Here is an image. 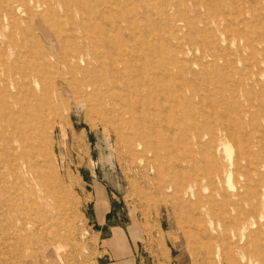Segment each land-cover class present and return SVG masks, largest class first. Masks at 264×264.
<instances>
[{"label":"rangeland","instance_id":"374dc122","mask_svg":"<svg viewBox=\"0 0 264 264\" xmlns=\"http://www.w3.org/2000/svg\"><path fill=\"white\" fill-rule=\"evenodd\" d=\"M224 1L233 4L236 0ZM240 1H246V13H242L241 24L226 22L220 18L212 7L219 0H184L181 11L187 17L189 29L186 26L185 31L173 33L174 38L171 39V33L157 19L158 26L155 29L144 22L145 26L142 24V31L137 32L136 38L132 36L120 40L122 45L138 48L141 45L138 41L145 37L143 33L151 36L147 45L139 49L143 53L162 54L166 65L162 66L164 75L174 74V79L167 83V91L171 92L170 89H173L172 99L183 100L187 94H191L195 102L192 124L193 127L196 125V130L203 131L205 127V120L201 115L203 111H220L222 108L223 117L216 118L210 114L211 126L220 122L231 123L235 133L228 138L227 151L222 146L220 133H216V137L220 138L217 142L219 151L216 153L220 174L215 175L213 157L205 156V148L199 147L197 141L195 151L193 150L195 159L192 158L191 164L194 167L190 171H182L184 182H170V174L179 175L178 170L171 172L161 169L159 173L155 170L146 171L144 162L132 158L125 143L120 141L117 129L112 125L111 114L98 109L96 91L87 87L77 104L76 100L71 101L72 104L75 103L72 110L66 113L62 126L53 131L52 161L38 157L34 171L15 187L25 206L11 211V214L26 217L34 225L21 231L10 244H5V239L13 235V230L19 228V223L14 219L0 223V264H120L116 262V258L105 254L109 251L104 250V247L111 239L107 241L108 234L99 231L102 230L96 224L99 213L107 215V225L116 226L113 238L128 246L127 253H131V258L124 264H225L224 255L217 257L222 246L221 235L214 229L215 221L222 219L239 228L256 205L253 196L245 195L241 198L239 208L226 214L225 210L229 209L227 207L231 200L225 197V192L234 193L244 184L251 185V181L246 183L251 178H261L264 183V174L258 173L245 160L246 157L264 155V35L260 38L256 36L259 31L264 32V3L261 4L263 0H254L256 6L251 7L247 0ZM241 32L244 34H240ZM158 33L163 39L158 38ZM229 33L233 35L230 39L226 38ZM152 35H155L154 38ZM248 35L256 38L254 44L248 42ZM50 36L46 29V35L40 37V43L31 41L36 46V52L43 49L50 53H69L73 49V45L69 51L68 48H57ZM79 37L81 33L77 34V39ZM175 37L178 38L177 42L182 43L183 50L174 48ZM82 43L83 39H78V45ZM124 47L126 46H121ZM89 48L88 45V51ZM102 49L104 50L99 52L101 55L115 53ZM24 50L23 43H20L19 51L24 53ZM129 66L137 67L131 64ZM185 81L187 85L183 84ZM209 103L213 104V108ZM250 106L252 107L249 108ZM106 119H110V123ZM238 156L242 158V164L232 167L230 174L233 176L231 174L228 179L226 164ZM260 160L258 158V162ZM188 165L183 163L187 168ZM213 180L216 190L212 195L205 188V183H212ZM199 187L201 195L197 196L193 193ZM11 193L10 190L7 193L0 185V215L9 213L8 203L1 201V198L7 199ZM212 206L218 209L214 214L209 212ZM245 243L244 240L240 245L247 250L246 259L240 261L236 256V261L231 264H246L248 260L264 264L260 258H264V228L251 238L250 243ZM130 247L133 248L132 252L129 251ZM24 254L28 256L25 259L27 262H23ZM117 254L120 255L119 249Z\"/></svg>","mask_w":264,"mask_h":264},{"label":"bare ground","instance_id":"6f19581e","mask_svg":"<svg viewBox=\"0 0 264 264\" xmlns=\"http://www.w3.org/2000/svg\"><path fill=\"white\" fill-rule=\"evenodd\" d=\"M183 1L0 0V185L7 193L9 190L12 192L7 196V199L1 198V201L8 203L9 213L0 215V223L11 222L12 219L19 223V228L14 229L13 235L5 239V244H10L14 237L16 238L21 234V231H25L34 225L33 221L26 217H15L11 214V211H15L22 205L25 206L21 203L15 187L32 172L38 157L52 161L53 131L54 129L57 131L59 126H62L66 113L72 110V105L75 103L72 104L71 101L76 100L77 104L84 92L83 90L87 87L96 91L95 96L99 101L98 109L111 114L112 125L117 129L120 141L125 143L132 158L144 162L146 171L155 170L159 173L161 169L171 172L178 170L179 175L170 174L169 180L171 183L184 182L182 171L184 169L190 171L194 167L191 164H193L192 158L195 159L194 146L197 141L196 144L199 147L205 148V156L213 157L215 175L220 174L218 172L219 161L216 157V153L219 151L217 142L220 138L216 137V133H220L222 146L226 151L229 147L228 138L234 136L235 133V128L230 125L231 123L220 122V124L211 126L209 118L212 115L216 118L218 116L223 117L222 108L220 111H203L201 115L205 120L206 128L204 127L203 131L196 130V125L194 128L192 124L195 116L193 109L195 102L191 94L185 95L183 100L178 99L179 103L177 104L178 100L176 101L171 97L173 89H170L171 92L167 91L169 90L167 83L174 79V74L171 76L164 75L165 70L162 66L166 65L162 59V54L160 52L143 53L139 49L141 46L147 45L151 36L143 33L145 37L138 41L141 44L138 48L122 45L121 42L125 37L131 38L133 36L136 38L135 35L138 31H142L144 22H148L149 27L152 26L155 29L158 26V20L168 29L171 33L170 38L173 39V33L185 31L187 26V17L182 12L183 10L181 11ZM211 1L209 0V2ZM247 1L249 6H256L254 0ZM245 2L236 0L235 3L229 4L230 2L219 0L218 4H212V7L220 15V18L222 17V20L241 24L242 13H246L244 10ZM263 3L264 0L261 4ZM171 9L173 10L171 11ZM143 26L145 25L143 24ZM253 28L257 29V27ZM46 29L49 30L52 42L57 45V48L63 50L68 48L69 51L73 45V49L69 53H50L43 49L36 52V46L31 41L35 40L36 43H40V37H45ZM243 32L240 34L243 35ZM78 33H81V37L78 39H83L81 45H78ZM262 34L264 35V32L259 31L256 36L260 38ZM154 36L152 35L153 38ZM230 36L233 35L226 34V38L230 39ZM248 36V42L254 44L256 38L252 35ZM158 38L163 39L159 33ZM68 39L71 40L68 41ZM155 40L157 41L156 37ZM177 41L178 38L173 44L174 48L183 50L182 43ZM20 43H23L25 47L24 53L19 51ZM173 45L171 42V46ZM121 46L126 47L121 48ZM102 48L115 53L101 55L99 52L104 50ZM173 55H175L174 52ZM172 61L175 62L174 59ZM130 64L137 67H130ZM127 65L128 68H126ZM192 66L191 68H193ZM193 69L195 70V68ZM183 84L187 85V82L185 81ZM176 91L175 89V94ZM238 96L240 95L238 94ZM209 104L211 105V103ZM57 119L60 121L58 122ZM106 121L110 123V119H106ZM258 158L261 159L259 162ZM245 160L246 164L253 167L258 173L264 174V155L253 158L246 157ZM241 161L242 158L238 156L235 160L230 159L227 162L228 179L231 177L232 167L241 165ZM184 162L189 164L188 168L183 166ZM188 178H190L189 175ZM75 181L77 182V180ZM250 181L251 185L244 184L234 193L225 192V197L231 200L227 207L229 209L225 210L226 214L227 212L231 214L233 210L239 208L243 196L251 195L255 198L256 205L245 221L241 223V226L235 227L222 219L215 221L214 229L218 235H221L222 246L217 257L224 255L225 264L234 263L236 256L240 261L246 259L247 250L245 246L240 244L244 240L247 244L250 243L251 238L264 228V183L261 178H251L246 183ZM233 187L235 186L233 185ZM205 188L210 190L213 195L216 190L215 180L212 183L206 181ZM200 190L199 187L193 194L200 196ZM13 193L16 194L11 196ZM258 207L261 209L258 210ZM217 210L215 206H212L209 212L214 214ZM48 252L46 253L48 254ZM27 258L28 256L24 254L22 256L23 262H27L25 261ZM260 258L264 261L263 257ZM246 264L257 263L248 260Z\"/></svg>","mask_w":264,"mask_h":264},{"label":"crops","instance_id":"0c3cea01","mask_svg":"<svg viewBox=\"0 0 264 264\" xmlns=\"http://www.w3.org/2000/svg\"><path fill=\"white\" fill-rule=\"evenodd\" d=\"M104 197V196H102ZM100 215L99 213V218H96V224L102 229V230H99L101 231L102 233H107L108 236L106 238L107 241H109L110 239V242L108 243V245H105L104 247V250H108L109 253H105L106 255H108L109 257H114L117 259V263H120V264H124L126 263L127 259L131 258V253H127V245L126 243H124L123 241H116L114 238H113V235H114V230L116 228V226H111V225H107L109 224L108 222V219H107V215ZM103 217V218H102ZM120 250V255L117 254V250ZM132 252L133 248H129ZM107 251V252H108ZM117 255V256H116ZM164 264H166L164 262Z\"/></svg>","mask_w":264,"mask_h":264}]
</instances>
